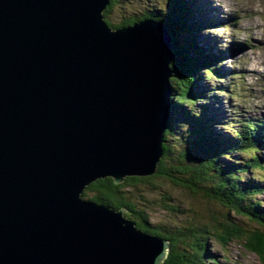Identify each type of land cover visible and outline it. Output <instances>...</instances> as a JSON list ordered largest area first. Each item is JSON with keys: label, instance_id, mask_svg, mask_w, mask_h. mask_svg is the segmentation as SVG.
<instances>
[{"label": "water", "instance_id": "water-1", "mask_svg": "<svg viewBox=\"0 0 264 264\" xmlns=\"http://www.w3.org/2000/svg\"><path fill=\"white\" fill-rule=\"evenodd\" d=\"M110 0H0V264H163L171 244L90 183L155 175L170 107L164 23Z\"/></svg>", "mask_w": 264, "mask_h": 264}, {"label": "trees", "instance_id": "trees-1", "mask_svg": "<svg viewBox=\"0 0 264 264\" xmlns=\"http://www.w3.org/2000/svg\"><path fill=\"white\" fill-rule=\"evenodd\" d=\"M119 1L121 0H110V4L104 11L105 21L109 26L118 28L130 25L137 20L152 18L164 23L172 36L175 59L171 64L173 76L170 82L171 104L175 117L170 119L168 132L164 134V158L156 175L128 177L121 184H116L110 177L99 179L86 188L83 196L85 194L84 197L87 199L109 204L117 209L128 208L126 217L134 220L139 229L168 239L171 247L163 264H222L215 255L211 254L213 246L210 244V239L215 240L222 247L231 245L234 241H244L247 250L256 253L264 263V235L259 231L246 234L238 220L233 219L234 221L227 223L214 222L215 218L211 215V222H201L199 217L202 218L203 215L197 214L184 225H177L175 229L164 232L152 225L149 212L135 203L136 199L133 198L135 194L132 195V191L128 193L126 187L136 190L141 182L144 183L142 187L149 190L157 188L151 183L152 179L162 176L176 186L203 194L205 198L217 203L219 207L233 213L236 217H247L255 223L264 225V201L256 197L264 192V178L248 175L255 169H264V120L246 118L237 121L238 124L233 121L234 125H237L233 128V135L218 137L213 134L212 129L203 128V124H200V120L197 119L194 125L198 126V129H194L192 134L198 135V143L195 139L192 143L190 141V149L180 151L178 158L173 157L167 142L170 138L182 139L177 138L179 134H182L180 125L192 115H189V112L194 111L192 108L189 110L185 107H190L193 102L190 100L192 96L200 98L205 93L203 88L198 92L195 89L198 84L195 76L197 65L200 63L199 56L202 55L203 59L210 63L207 64L208 67L203 65V72L211 76L219 70L214 64V58L204 55L198 46L197 37H194L195 31L201 32L202 29L208 28L205 24H199V17L195 16V14L199 15L197 3L192 0H166L167 3L163 7L156 6L155 9L146 10V12L126 15L124 19L114 23L111 18L115 14V6L120 5ZM193 33L192 38H188V34ZM192 55H196L198 59L194 60ZM195 114L198 118V113H194L192 118ZM194 122L188 124L192 125ZM206 135L212 139H208ZM237 152L246 154L243 161L234 157L237 156ZM260 153L263 155H259ZM87 194L89 195L86 196ZM158 205L173 215L181 212L179 207L174 205V198L166 193L161 194ZM227 262L228 260L223 264Z\"/></svg>", "mask_w": 264, "mask_h": 264}, {"label": "rangeland", "instance_id": "rangeland-1", "mask_svg": "<svg viewBox=\"0 0 264 264\" xmlns=\"http://www.w3.org/2000/svg\"><path fill=\"white\" fill-rule=\"evenodd\" d=\"M192 1L198 5L199 15L195 14V16L199 17V24H205L208 28L202 29L201 32L195 31V35L194 33L188 34V38L191 39L193 35L197 37L199 48L204 55L214 58V64L219 72L216 70V74L211 76L209 73L203 72V65L208 67L207 64L210 63L206 62L202 55L199 56L200 63L197 65V75L195 76L198 84L195 89L198 92L203 88L205 93L199 95L200 98L192 96L190 100L193 102L190 107H185L194 111L189 112V115H192L180 125L182 134H179L177 138L182 139L170 138L167 141L174 158H178L180 151L190 149V141L192 143L193 139L196 140L198 135L192 134V132L194 129H198V126L194 125L196 124L194 121L197 119L200 120V124H203V128L212 129L213 134L218 137L233 135V131L225 126L229 121L244 120L247 117L264 120V0ZM119 3L120 5L115 6V14L113 13L114 16L111 18L114 23L124 19L126 15H136V13L155 9L156 6L163 7L167 1L121 0ZM189 21L191 22V19ZM192 58L198 59L196 55H192ZM236 93L237 96L233 97L232 94ZM171 105L169 123L170 119L175 117ZM212 110L221 115L217 124L210 121V118L214 116ZM194 113H198L199 117L197 118L195 114L192 118ZM192 121L194 123L189 125L188 123ZM237 155L239 159L245 158L243 155ZM189 163L192 162L189 161ZM193 163L195 164V162ZM253 171L248 175L264 178V169ZM152 183L157 188L149 190L142 187L144 183L141 182L136 188L137 191L132 190L133 188L129 186L126 189L128 193L132 191V195L135 194L133 196L136 199L135 203L149 212V220L152 225L159 227L161 231L168 232L175 229L177 225H184L193 216L199 214V216L203 215L202 218L199 217L201 222H211V215L215 218L214 222L220 223L236 219L246 234L259 231L264 235L263 224L255 223L247 217H236L233 213L219 207L217 203L205 198L203 194L200 195L187 188L176 186L165 178L155 179ZM164 193L174 198V205L179 207L181 212L173 215L161 209L158 202L161 194ZM257 197L260 201H264V193ZM210 244L213 246L211 254L215 255L222 264L226 260H228L227 264H264L256 253L247 250L244 241H234L231 245L222 247L215 240L210 239Z\"/></svg>", "mask_w": 264, "mask_h": 264}, {"label": "bare ground", "instance_id": "bare-ground-1", "mask_svg": "<svg viewBox=\"0 0 264 264\" xmlns=\"http://www.w3.org/2000/svg\"><path fill=\"white\" fill-rule=\"evenodd\" d=\"M221 3V2H220ZM195 5V4H194ZM192 6V5H191ZM196 7V6H195ZM193 22V21H192ZM202 28V27H201ZM229 41V40H228ZM257 41V40H256ZM254 43V42H253ZM233 46V45H232ZM238 47V46H237ZM173 51V50H172ZM174 55V54H173ZM217 55V54H216ZM233 56V55H232ZM173 59H174V57H173ZM244 61V60H243ZM249 62V61H248ZM172 63H173V60H172ZM171 63V64H172ZM170 67H171V69H172V66L170 65ZM253 67V66H252ZM245 69H246V67H245ZM173 70V69H172ZM171 76H173V73H172V75ZM172 78V77H171ZM170 81H171V79H170ZM171 83V82H170ZM170 92V101H171V91H169ZM170 105H171V103H170ZM172 106V105H171ZM215 109V108H214ZM169 110H170V107H169ZM169 110H168V119L170 118V114H169ZM215 110H217V108L215 109ZM212 112L214 113V111L212 110ZM215 116V117H214ZM214 116H212L211 118H210V121L211 122H214L215 124H217L218 122H219V120H220V118H221V115H218L217 113H214ZM255 116V115H254ZM261 122V121H260ZM168 123H169V120H168ZM262 123V122H261ZM251 124V123H250ZM168 125V124H167ZM252 125V124H251ZM244 131V130H243ZM242 133V132H241ZM259 134V133H258ZM238 135H239V133H238ZM249 136V135H248ZM246 142V141H245ZM162 145H163V143H162ZM163 152H164V150H163ZM164 157L162 156V157H160V162H159V166H160V164H161V161H162V159H163ZM252 160V159H251ZM158 169H159V167H158ZM158 171V170H157ZM156 174H157V172H156ZM155 174V175H156ZM152 176H154V175H152ZM137 177H145V176H137ZM146 177H151V176H146ZM105 178H107V177H105ZM110 178H112L113 180H114V178L113 177H110ZM126 178H128V176H126L124 179H123V181L126 179ZM158 178H163L162 176H157V177H155V179H158ZM100 179H103V178H100ZM155 179H152V181L154 182V180ZM166 179V178H165ZM99 180V179H98ZM95 181H97V180H95ZM94 181V182H95ZM123 181H121V182H123ZM120 182V183H121ZM151 182V181H150ZM93 183V182H92ZM116 183V182H115ZM152 183V182H151ZM91 184V183H90ZM89 184V185H90ZM116 184H119V183H116ZM153 184V183H152ZM88 185V186H89ZM155 185V184H154ZM88 186H86V188L88 187ZM86 188L84 189V191L86 190ZM84 191L82 192V194H81V199L82 200H84V201H93V202H96V203H100V202H97V201H94V200H90V199H87V198H85L84 196H83V193H84ZM171 196V195H170ZM172 197V196H171ZM100 204H105V203H100ZM106 205H109V204H106ZM112 207V206H111ZM114 208V207H113ZM114 209H116V210H121V209H125V212H124V217L127 219V220H130V221H133V222H135L134 220H132V219H130V218H127L126 217V214L128 213V208H126V207H122V208H119V209H117V208H114ZM136 223V222H135ZM136 226H137V223H136ZM141 230V229H140Z\"/></svg>", "mask_w": 264, "mask_h": 264}]
</instances>
